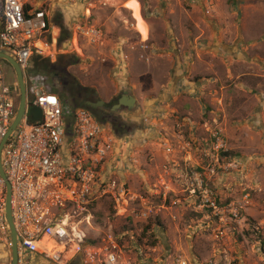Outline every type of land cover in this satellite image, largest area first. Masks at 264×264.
Instances as JSON below:
<instances>
[{"label": "rangeland", "instance_id": "rangeland-1", "mask_svg": "<svg viewBox=\"0 0 264 264\" xmlns=\"http://www.w3.org/2000/svg\"><path fill=\"white\" fill-rule=\"evenodd\" d=\"M193 1L40 0L57 28L42 58L62 67L55 83L41 82L60 92L78 83L108 109L124 95L137 100L104 125L126 142L121 173L153 211L143 221L110 202L95 206L87 235L99 253L131 264H264V0ZM77 23L99 27L102 41L60 47L61 26L72 39ZM69 55L78 60L65 70ZM0 64L18 89L14 69ZM217 138L226 150H216ZM201 183L221 206L243 207V222L229 221L223 239L192 194Z\"/></svg>", "mask_w": 264, "mask_h": 264}, {"label": "built area", "instance_id": "built-area-1", "mask_svg": "<svg viewBox=\"0 0 264 264\" xmlns=\"http://www.w3.org/2000/svg\"><path fill=\"white\" fill-rule=\"evenodd\" d=\"M39 1L0 0V52L16 60L27 88V113L2 152L4 173L12 190L20 264L31 255H41L54 264L77 258L81 264H131L108 248L99 253L88 242L87 230L93 229L94 208L110 202L119 214L143 221L153 210L121 176L129 149L118 154L122 139L111 127L86 108L69 112L57 94L29 78L33 59L45 57L52 42L57 43L53 32L57 28L50 12L38 5ZM207 4L211 6V0ZM82 38L97 45L103 32L99 27L77 23L70 48L81 51ZM17 87L8 85L0 64V143L18 113V84ZM31 108L42 110L40 122H33L28 116ZM226 148L225 141L217 138L216 150ZM215 170L210 172L214 174ZM192 194L200 209H209L216 218L218 239L224 238L229 221L243 222V207L221 206L203 183ZM139 202L141 207L134 208ZM8 242L11 245L7 183L0 174V243ZM173 264L192 263L178 257Z\"/></svg>", "mask_w": 264, "mask_h": 264}, {"label": "water", "instance_id": "water-1", "mask_svg": "<svg viewBox=\"0 0 264 264\" xmlns=\"http://www.w3.org/2000/svg\"><path fill=\"white\" fill-rule=\"evenodd\" d=\"M0 60L7 61L11 67L14 69L17 82L20 88V103H19V109L16 116L15 121L11 125L7 135L0 143V174L3 177V179L7 183V220L10 226L11 230V245H12V264H20V252H19V244H18V234L16 231V227L14 225L13 217H12V190L9 182L7 181L6 175L4 173L3 165H2V152L4 147L6 146L8 140L10 137L16 132L22 121L24 120V117L27 113V88H26V81L24 74L16 62V60L11 57L10 55L6 53L0 52ZM86 105L88 108L93 109H100L103 108L105 105V102L99 101L97 103L93 102H86V104H83L81 107ZM121 107H126L128 109L135 110L137 108V100L133 96H125L123 99L119 101V104L117 106H114V111L120 109ZM28 116H30L31 120L33 122H40L43 117L42 110L39 108H31L28 111Z\"/></svg>", "mask_w": 264, "mask_h": 264}, {"label": "trees", "instance_id": "trees-1", "mask_svg": "<svg viewBox=\"0 0 264 264\" xmlns=\"http://www.w3.org/2000/svg\"><path fill=\"white\" fill-rule=\"evenodd\" d=\"M61 30H62V37L59 41L60 47L62 46L63 40L65 39L70 40L71 38V31L67 29L64 25L61 26ZM62 59L67 63L66 66L64 67L65 70L66 68L75 64L74 60H78L75 55L63 56ZM0 61H4V60H0ZM59 68H62L59 63H52L49 59H43L40 56H36L33 59L31 67H30L29 78L38 82V84L42 86H44L42 84L43 82H41L42 79H48L49 82L53 84L55 83L53 78H55L57 75L61 74L62 72L59 70ZM49 91L52 93L56 92L54 94H59V97L61 98L64 104V107L66 108H68L69 105L72 106L73 108H76V107L82 106L83 104H86V102L94 103L97 101L95 91H92L88 88H84L75 82L65 86L62 92H60V90L55 89V87H54V90L52 89ZM19 102H20V98H19ZM83 108L90 110L98 118V120L104 124L105 119L100 117L102 116V114H100L99 110L88 108L86 107V105H84ZM116 121L118 123L117 124L113 123V124L114 126L116 125L115 127L118 133H121L120 132L121 129L124 128L125 126L122 122L118 121V119ZM118 125L120 126V128H118Z\"/></svg>", "mask_w": 264, "mask_h": 264}, {"label": "crops", "instance_id": "crops-1", "mask_svg": "<svg viewBox=\"0 0 264 264\" xmlns=\"http://www.w3.org/2000/svg\"><path fill=\"white\" fill-rule=\"evenodd\" d=\"M178 65H180L179 62H178ZM118 147H119L118 154L119 153L120 154L125 153L127 150V144L124 140H122L121 142L118 143ZM125 159H126L125 165L129 164L128 157H126ZM124 168H126V167H124ZM123 172L121 173L122 177L125 176V173H123ZM79 260H80L79 258L71 259L65 264H81ZM0 264H12V246L10 245L9 242L8 243H0ZM22 264H54V263H52L48 259H45L41 255H31V256L25 257L23 259Z\"/></svg>", "mask_w": 264, "mask_h": 264}, {"label": "flooded vegetation", "instance_id": "flooded-vegetation-1", "mask_svg": "<svg viewBox=\"0 0 264 264\" xmlns=\"http://www.w3.org/2000/svg\"><path fill=\"white\" fill-rule=\"evenodd\" d=\"M125 96H128V95H124L121 99H123ZM121 99H120V100H121ZM120 100H119V101H120ZM119 101H118V104H119ZM118 104H116V105H114V106H117ZM114 106L111 107L110 109H108L107 106H106V104H105L103 108H100V109H97V110H99V112L102 114V117H103V119H104L105 117H113V116H116L115 113H116L117 111H121L122 109H128V108H126V107H121L120 109L114 111V109H113ZM108 110H109V112H108L109 114H106ZM128 110H129V109H128ZM104 114H105V115H104ZM105 120H106V119H105Z\"/></svg>", "mask_w": 264, "mask_h": 264}, {"label": "clouds", "instance_id": "clouds-1", "mask_svg": "<svg viewBox=\"0 0 264 264\" xmlns=\"http://www.w3.org/2000/svg\"><path fill=\"white\" fill-rule=\"evenodd\" d=\"M71 39V38H70ZM20 103V102H19ZM80 108V107H79Z\"/></svg>", "mask_w": 264, "mask_h": 264}, {"label": "bare ground", "instance_id": "bare-ground-1", "mask_svg": "<svg viewBox=\"0 0 264 264\" xmlns=\"http://www.w3.org/2000/svg\"><path fill=\"white\" fill-rule=\"evenodd\" d=\"M57 32V31H56ZM58 35V34H57Z\"/></svg>", "mask_w": 264, "mask_h": 264}]
</instances>
